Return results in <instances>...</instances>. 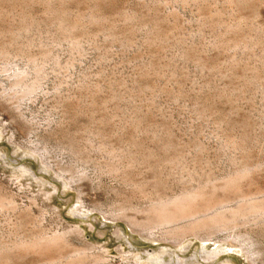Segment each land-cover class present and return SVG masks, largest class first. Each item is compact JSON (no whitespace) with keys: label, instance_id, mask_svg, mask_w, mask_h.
<instances>
[{"label":"rangeland","instance_id":"obj_1","mask_svg":"<svg viewBox=\"0 0 264 264\" xmlns=\"http://www.w3.org/2000/svg\"><path fill=\"white\" fill-rule=\"evenodd\" d=\"M1 150L12 160L0 155V199L11 205L0 207V264H145L139 252L264 264V212L233 213L264 204V0H0ZM9 167L58 196L49 203ZM240 175L196 217L232 212L213 241L150 242L190 222L151 225L153 205ZM135 221L148 225L143 236ZM39 233L62 234L77 255L23 254L17 245Z\"/></svg>","mask_w":264,"mask_h":264},{"label":"bare ground","instance_id":"obj_2","mask_svg":"<svg viewBox=\"0 0 264 264\" xmlns=\"http://www.w3.org/2000/svg\"><path fill=\"white\" fill-rule=\"evenodd\" d=\"M9 154H10L9 151H6V152H3L2 150L0 151V155L3 158H5L7 161H11L12 160L11 158L8 157ZM36 155H38V154L36 153ZM40 169L42 171L41 172L42 174L49 175V176L57 178L56 180L58 182H60L61 184L69 186L70 187V191L73 190L72 187H71V184H70L71 180H69L66 177L60 175L61 173L58 174L55 171H53V169L45 168L43 166ZM8 170H9L10 175L15 177L18 182H20V183L28 182L29 185L37 188V190H41V194L45 195V197L47 198V201L49 203H52L54 197L58 196V193H53V191H55V190L58 191L57 188L53 187L50 184L49 181L38 180L33 174H31L29 172V170L27 168H23V169L21 168L20 169L19 167H9ZM54 173H55V175H54ZM243 177L244 176H241V175L237 176L236 178H234V179H232L230 181H227L223 186L219 185L220 187L219 186L218 187L213 186V188L209 192H197V193H194V194H188V195H185L183 197L177 198V199L172 200V201L161 202L159 204L153 205L147 212V219H148L147 223H149L151 225L157 224L156 226H160V224H162L163 227L164 226L168 227V225H170V226H173L175 224L178 225L176 222H179V221L182 222V220H186V221H190V222H189V225L186 226V227L176 228V229H173V230L169 231L167 233V236L164 235L166 237L163 240H157L155 238H150L149 239L150 242L158 244V245L160 243L164 244V243H168V242L169 243L170 242H178V244H181L184 241H186L187 238L200 239V238H203V237L205 238L206 241H213L211 239L212 238V233L210 232V229L213 228L216 225L218 226V224L220 225V223L222 224L223 222H225V220L226 221L229 220V218L227 219L228 215L226 216L224 211L221 210L224 214H221L222 212L219 215L216 214L217 216L215 218H211L210 217L211 219H200L199 220V219H196V217L199 216L200 214H203V213L213 209V208H217L216 206H218L220 203L223 204V202L219 203L217 201H213L210 197H208V195H210V194H214L215 195L218 191H224L225 193L226 192H229V193L232 192L233 190H235V188L238 187L237 185L240 183V181H241V179H243ZM239 189H241L240 186L237 189L238 193H239ZM67 192H69V190ZM259 193L257 192V195ZM260 194H264V193H260ZM218 195H220L219 192H218ZM257 195L255 194V196H257ZM255 196H253V198H255ZM216 198H217V196H216ZM248 199H250V198H248ZM245 200H246V198H245ZM253 203H254L253 205L247 203L249 206H247V204H244L243 206L246 205V207H244V208L240 207V210L239 211L236 210L237 211L236 213H235V211H233L234 217H238L239 216L238 214H241V213L242 214H247V213L250 214V213H254V212L257 213V212H260V211L264 212V204H255V202H253ZM256 203H257V201H256ZM223 206H225V205H223ZM0 207L6 209V207H11V205H7L4 202L3 199H0ZM11 209H13V208H11ZM60 211L62 213H64L65 209H62ZM78 212L80 213V210L72 211L71 213L74 216L79 217ZM94 212H96V211H94ZM229 212H228V214L231 215L232 212H230V213ZM236 215H238V216H236ZM84 216H85V214H83L82 217H79V218L82 219V218H84ZM212 216H214V215H212ZM231 217L234 219L233 216H231ZM233 219H231V220H233ZM105 220L109 221V222L111 221V223L120 221V220H112L110 218L109 219L105 218ZM130 220H132V219H130ZM186 221H183V222H186ZM229 223H230V221H229ZM146 226H148V225H146V224L143 225V223H139V222L135 221L133 224H130L129 228H130L132 233L142 235V232L139 230V228L142 227V228L148 229ZM73 229H74V232H75V230L76 231L78 230L79 234H80V232H82L78 228H73V227L69 226V230H71L70 231L71 234L78 233V232L74 233L72 231ZM119 233L120 232H117L116 235H119ZM39 234H40L39 237H37V238L35 237V239H32V240H25L19 246L17 245L18 249L23 254H33V255L35 254L36 256L37 255L38 256L43 255L44 257H46L45 256L46 254H48V256L52 255L53 257H55V259H53L54 261H52V262H55V261L58 262V260H60L64 256H66V257L70 256L72 258L71 255H73V254H75V256L77 255L76 252H77V249L79 247L76 248L77 246L73 247V245L70 247L68 245L70 240L68 241L65 238V236H61L62 234L61 235L60 234L59 235L55 234V235H53L51 237L44 236L45 234L43 236L41 235V233H39ZM65 234H67V232ZM71 234L69 233V235H71ZM69 235L67 237H69ZM123 235L125 236L126 239H129V240H127V244H129L133 248H135L134 243H137V240H133L130 237L128 238L127 237V235H128L127 233H124ZM119 236H118V238H120ZM151 237H153V236H151ZM67 241H68V243H67ZM112 243H113V241H112ZM125 244H126V241L123 242V245H125ZM178 246H180V245H178ZM231 246H232V244H231ZM231 246H229V247L231 248ZM72 248H74V249H72ZM82 250H84V249H82ZM242 250H244V249H242ZM84 251H87V252H84ZM84 251H82V253L86 254V253H88L89 250L85 249ZM242 253L246 254L247 251L244 250V251H242ZM131 256L136 257L137 259H140V260H144V257L149 256V259L147 260V262L145 264H177V262H180V261H177L179 259L180 255L176 256L174 254V255H172L170 257H166L165 256V252H163V253L162 252H160V253L155 252V253H153V255L151 253H144V252L140 253L139 252V253H134ZM44 257L41 256V258H44ZM56 257H61V258L60 259H58V258L56 259ZM47 262L49 263V261H47ZM59 262H61V261H59ZM72 264H75V263H72ZM180 264H182V263L180 262ZM191 264H195V263H191Z\"/></svg>","mask_w":264,"mask_h":264}]
</instances>
